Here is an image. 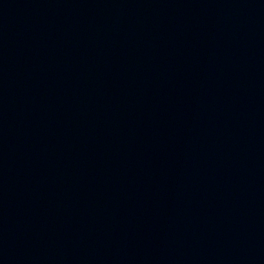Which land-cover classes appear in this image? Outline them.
<instances>
[{
	"label": "water",
	"instance_id": "water-1",
	"mask_svg": "<svg viewBox=\"0 0 264 264\" xmlns=\"http://www.w3.org/2000/svg\"><path fill=\"white\" fill-rule=\"evenodd\" d=\"M264 85V0H0V230Z\"/></svg>",
	"mask_w": 264,
	"mask_h": 264
}]
</instances>
